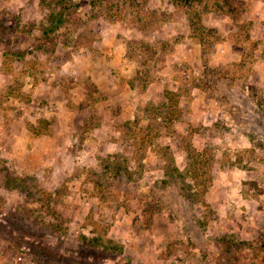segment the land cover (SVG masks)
<instances>
[{
    "label": "rangeland",
    "instance_id": "1",
    "mask_svg": "<svg viewBox=\"0 0 264 264\" xmlns=\"http://www.w3.org/2000/svg\"><path fill=\"white\" fill-rule=\"evenodd\" d=\"M0 264H264V0H0Z\"/></svg>",
    "mask_w": 264,
    "mask_h": 264
},
{
    "label": "trees",
    "instance_id": "2",
    "mask_svg": "<svg viewBox=\"0 0 264 264\" xmlns=\"http://www.w3.org/2000/svg\"><path fill=\"white\" fill-rule=\"evenodd\" d=\"M45 1H47V0H45ZM60 3L62 4V6L64 5V2H60ZM50 7H52V10H51L52 14H51V17H50V28L49 29L46 28V29H47L48 32L50 31L52 33V32L56 31V28L61 23L60 22V17L63 16V12L58 14V12H57L58 5H56V4L55 5L51 4ZM47 31H46V33H48Z\"/></svg>",
    "mask_w": 264,
    "mask_h": 264
}]
</instances>
